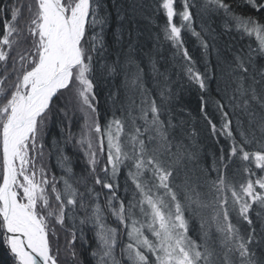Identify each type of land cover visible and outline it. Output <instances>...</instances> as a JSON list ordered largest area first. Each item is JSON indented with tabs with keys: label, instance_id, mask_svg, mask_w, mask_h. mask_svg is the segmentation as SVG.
<instances>
[{
	"label": "snow or ice",
	"instance_id": "1",
	"mask_svg": "<svg viewBox=\"0 0 264 264\" xmlns=\"http://www.w3.org/2000/svg\"><path fill=\"white\" fill-rule=\"evenodd\" d=\"M0 248L264 264V0H0Z\"/></svg>",
	"mask_w": 264,
	"mask_h": 264
},
{
	"label": "trees",
	"instance_id": "2",
	"mask_svg": "<svg viewBox=\"0 0 264 264\" xmlns=\"http://www.w3.org/2000/svg\"><path fill=\"white\" fill-rule=\"evenodd\" d=\"M186 40L188 41L189 50L192 52H195L196 43L194 41V38L186 37ZM165 54L170 55V53H168L167 50H165ZM185 99L191 100V103L189 104V109L194 110L195 109V101L192 99V97L186 96ZM195 115H196V113H195V111H193V116H195ZM208 143L211 144L212 141L209 139ZM0 264H8V255L3 248H0Z\"/></svg>",
	"mask_w": 264,
	"mask_h": 264
}]
</instances>
